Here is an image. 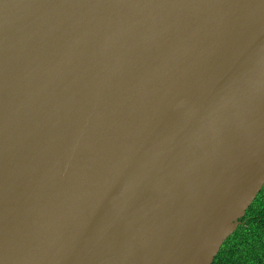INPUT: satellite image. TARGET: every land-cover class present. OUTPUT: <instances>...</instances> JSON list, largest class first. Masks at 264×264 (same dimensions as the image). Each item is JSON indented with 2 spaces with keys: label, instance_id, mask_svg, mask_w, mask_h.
<instances>
[{
  "label": "water",
  "instance_id": "1",
  "mask_svg": "<svg viewBox=\"0 0 264 264\" xmlns=\"http://www.w3.org/2000/svg\"><path fill=\"white\" fill-rule=\"evenodd\" d=\"M264 187V0H0V264H213Z\"/></svg>",
  "mask_w": 264,
  "mask_h": 264
},
{
  "label": "trees",
  "instance_id": "2",
  "mask_svg": "<svg viewBox=\"0 0 264 264\" xmlns=\"http://www.w3.org/2000/svg\"><path fill=\"white\" fill-rule=\"evenodd\" d=\"M213 264H264V187Z\"/></svg>",
  "mask_w": 264,
  "mask_h": 264
}]
</instances>
